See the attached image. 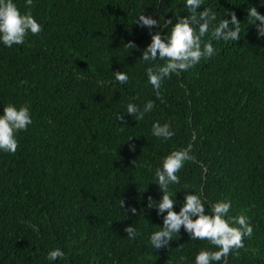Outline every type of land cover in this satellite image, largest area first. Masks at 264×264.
<instances>
[{
  "label": "trees",
  "instance_id": "obj_1",
  "mask_svg": "<svg viewBox=\"0 0 264 264\" xmlns=\"http://www.w3.org/2000/svg\"><path fill=\"white\" fill-rule=\"evenodd\" d=\"M16 3L26 11L24 0ZM34 4L42 32L12 49L0 46V109L29 104L33 119L16 153H0V264H48L46 253L57 247L66 258L54 264H177L180 256L192 264L208 245L183 229L167 248L153 250L146 239L162 226L146 208L149 196H162L154 170L182 148L194 159L170 187L173 210L186 191L206 202L231 200L229 215H247L253 236L226 264H264V38L248 17L250 7L264 15V0H204L197 12L235 14L240 39L213 41L215 55L165 80L159 99L146 82L150 65L140 60L150 35L134 22L144 12L174 24L190 15L183 0ZM118 71L128 84L110 82ZM149 100L155 107L142 121L127 115V104ZM156 121L170 123L175 135L153 137ZM134 225L143 236L128 240L124 229Z\"/></svg>",
  "mask_w": 264,
  "mask_h": 264
},
{
  "label": "clouds",
  "instance_id": "obj_2",
  "mask_svg": "<svg viewBox=\"0 0 264 264\" xmlns=\"http://www.w3.org/2000/svg\"><path fill=\"white\" fill-rule=\"evenodd\" d=\"M202 5L204 0H183V7L190 15L175 17L177 22L174 24L172 19L164 21L163 16L153 18L144 15V12L134 22L138 27L147 29L150 35V43L143 49L140 60L150 65L145 69L146 82L158 99L161 98L164 81L170 79L174 73L186 72L202 59L215 55L213 41L236 42L240 39L241 28L235 14L228 13L230 19L218 18L217 12L209 7L197 12ZM24 7L26 11L22 13L16 0H0V46L12 49L14 45L25 44L29 36L42 32V25L32 13L34 0H24ZM248 17L250 24L256 26L258 37L264 38V15L255 7H250ZM153 28L158 30L153 33ZM164 29L167 31L162 35ZM206 36L210 38L205 40ZM125 46L129 49L136 47L132 41ZM112 75L113 81L110 82L121 86L128 84L130 79L123 71L114 72ZM154 107L152 100L142 107L129 103L126 105V113L135 121H142ZM123 120L124 114L117 113L116 121ZM32 124L29 104L19 107L8 104L0 109V153L15 154L19 147V133L26 132ZM151 135L161 141H168L175 132L170 123L161 124L156 121L151 126ZM130 150H134V145H130ZM192 159L194 157L189 148L176 149L164 156L160 166L154 170V184L158 185L162 196L158 202L149 196L146 208L155 210L156 215L162 217V226L147 236V243L153 250L167 248L170 241L174 240L173 237H178L183 229L192 241H204L208 245L194 255L192 264H226L229 254L238 255L239 250L244 248L245 238L253 236V226L247 215H229L231 200L225 198L206 202L199 192L186 191L190 194H186L183 202H179V211L173 210L178 204L175 199L177 192L170 191V187L180 184L177 173ZM124 205L125 202L120 200V210ZM126 213L137 215V209L128 207ZM33 230L38 231L35 226ZM124 232L128 240L143 236L142 230L135 225L126 227ZM45 258L48 264H54L66 258V254L57 247L50 249ZM186 260V257L180 256L177 264H186Z\"/></svg>",
  "mask_w": 264,
  "mask_h": 264
},
{
  "label": "bare ground",
  "instance_id": "obj_3",
  "mask_svg": "<svg viewBox=\"0 0 264 264\" xmlns=\"http://www.w3.org/2000/svg\"><path fill=\"white\" fill-rule=\"evenodd\" d=\"M165 105H166V104H165ZM165 115H166V114H165ZM165 115H164V116H165ZM125 122H126V121H125ZM122 123H123V122H122Z\"/></svg>",
  "mask_w": 264,
  "mask_h": 264
}]
</instances>
